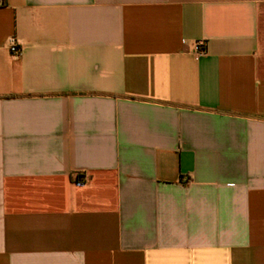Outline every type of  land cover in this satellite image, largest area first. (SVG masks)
Here are the masks:
<instances>
[{
    "label": "crops",
    "instance_id": "obj_1",
    "mask_svg": "<svg viewBox=\"0 0 264 264\" xmlns=\"http://www.w3.org/2000/svg\"><path fill=\"white\" fill-rule=\"evenodd\" d=\"M0 264H264V0H0Z\"/></svg>",
    "mask_w": 264,
    "mask_h": 264
},
{
    "label": "built area",
    "instance_id": "obj_2",
    "mask_svg": "<svg viewBox=\"0 0 264 264\" xmlns=\"http://www.w3.org/2000/svg\"><path fill=\"white\" fill-rule=\"evenodd\" d=\"M9 49L12 56L19 57L21 55V48L16 42L15 38L10 39ZM206 52H207V42L205 40H199L195 42L194 44L195 55L201 56L206 54Z\"/></svg>",
    "mask_w": 264,
    "mask_h": 264
}]
</instances>
